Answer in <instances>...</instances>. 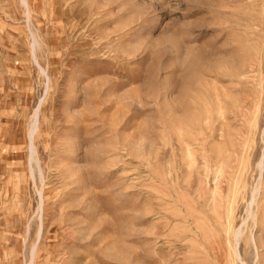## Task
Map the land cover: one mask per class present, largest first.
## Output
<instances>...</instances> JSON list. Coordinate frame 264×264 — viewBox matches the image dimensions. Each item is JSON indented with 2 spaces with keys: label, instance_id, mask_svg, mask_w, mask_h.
Segmentation results:
<instances>
[{
  "label": "rangeland",
  "instance_id": "obj_1",
  "mask_svg": "<svg viewBox=\"0 0 264 264\" xmlns=\"http://www.w3.org/2000/svg\"><path fill=\"white\" fill-rule=\"evenodd\" d=\"M30 263L264 264V0H0V264Z\"/></svg>",
  "mask_w": 264,
  "mask_h": 264
},
{
  "label": "bare ground",
  "instance_id": "obj_2",
  "mask_svg": "<svg viewBox=\"0 0 264 264\" xmlns=\"http://www.w3.org/2000/svg\"><path fill=\"white\" fill-rule=\"evenodd\" d=\"M39 112V110L37 111V113ZM38 114H36L35 115V117H34V121L32 122V125H31V128H30V131H29V145H30V151H31V161H32V159H34L33 158V148H34V144H35V138H36V136L35 135H37L36 133L38 132V130H39V128H38ZM221 151V150H220ZM35 161V160H34ZM37 161V160H36ZM35 161V162H36ZM30 164V163H29ZM36 164H38V163H36ZM30 166V165H29ZM31 169V168H30ZM28 171H29V169H28ZM32 172L34 171V170H31ZM30 174H33V173H30ZM237 177V176H236ZM218 179H219V177H218ZM228 181V180H227ZM238 185V184H237ZM235 189V188H234ZM235 191V190H234ZM229 192H231V191H229ZM228 192V193H229ZM232 194V193H231ZM231 196V195H230ZM41 197V196H40ZM41 200H42V197L40 198ZM40 200V201H41ZM253 200H255L254 198H253ZM43 201V200H42ZM41 204V205H40ZM39 205H40V208H42L43 207V205H42V202L40 203ZM42 206V207H41ZM42 210V209H41ZM43 212L41 211V214H42ZM41 218H42V215L40 216ZM231 217V216H230ZM43 219V218H42ZM40 221H42L41 219H40ZM42 230V229H41ZM239 233V232H238ZM240 234V233H239ZM241 236V235H240ZM238 237V235L236 234V238ZM235 238V237H234ZM239 238V237H238ZM239 242H240V240H239ZM237 243H238V241H237ZM237 245V244H236ZM37 247V246H36ZM35 247V248H36ZM229 248V247H228ZM36 250V249H35ZM234 250H236V252H237V249H234ZM32 252H33V254L32 255H34V253H35V251H34V249L32 250ZM230 254V253H229ZM32 255H31V258H33L32 257ZM38 255V254H37ZM236 256V255H235ZM36 258V257H35ZM237 258H238V256H237ZM231 259V258H230ZM33 260H34V258H33ZM32 262V261H31ZM30 264H32V263H30Z\"/></svg>",
  "mask_w": 264,
  "mask_h": 264
}]
</instances>
